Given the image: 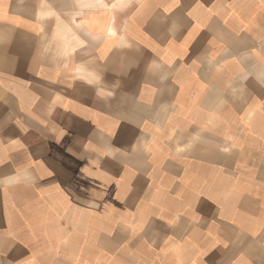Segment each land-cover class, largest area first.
I'll use <instances>...</instances> for the list:
<instances>
[{
  "label": "crops",
  "instance_id": "crops-1",
  "mask_svg": "<svg viewBox=\"0 0 264 264\" xmlns=\"http://www.w3.org/2000/svg\"><path fill=\"white\" fill-rule=\"evenodd\" d=\"M0 264H264V0H0Z\"/></svg>",
  "mask_w": 264,
  "mask_h": 264
}]
</instances>
